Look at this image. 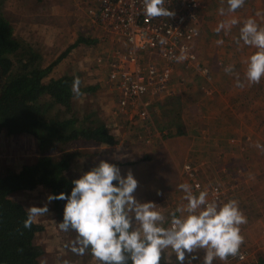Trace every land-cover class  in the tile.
Here are the masks:
<instances>
[{"label": "rangeland", "instance_id": "374dc122", "mask_svg": "<svg viewBox=\"0 0 264 264\" xmlns=\"http://www.w3.org/2000/svg\"><path fill=\"white\" fill-rule=\"evenodd\" d=\"M86 3L88 7L92 6L90 1L87 0ZM17 5V0H0V9L8 17L13 14L12 11L16 12L17 17H26L22 6ZM221 7L227 8L226 0H203L198 16L201 35L194 46L197 61L189 68L178 66L174 70L169 91L150 99L148 118L142 120L135 109L129 110L128 115L113 113L119 92L107 85L109 90L102 86L75 97L73 108L79 113L95 112L101 120L103 117L107 119V116L113 118L108 120H115V125L110 126L109 130L116 135L120 152L127 153L120 156L123 160L129 156L135 157L139 162L142 153L152 155L158 150L157 146L164 144L160 138L152 142L155 136L162 134L159 129L163 127H159L156 122L168 121V127L172 125L170 128L186 127L187 136L192 143L188 161L184 163L193 167L197 180L203 185L216 184L230 193L229 200L236 199L239 202L248 220L247 224L241 226L244 244L241 246L240 255L229 257L226 262L218 264H249L264 258V147L255 146L257 143L264 146V78L256 85L236 87V74L243 81L245 61L255 51L254 48L243 45L242 41L237 45L236 40L239 38L240 26L247 18H255L264 25V0H246L243 8L231 16H221ZM258 11L261 16H256ZM232 17L241 23L233 26L227 35L223 31L216 34L218 24ZM10 20L12 21L11 18ZM218 39L224 40L223 45L216 44ZM107 49L106 45L101 52L103 62L98 64L104 67L106 74ZM229 64L234 66L232 75L223 70ZM67 72L72 75V70L65 71ZM103 76L100 75V78ZM188 111L191 117L188 116ZM147 131L151 136L149 141L145 138ZM166 131L164 134H167ZM140 142L144 147L152 142L151 147L140 152ZM82 149V156L72 160L73 174L79 172V175L83 168L95 163L91 157H87L88 150ZM135 149L139 152H134ZM150 151H153L152 154H148ZM141 157L145 158L143 155ZM36 158L34 138L0 133V172L7 169L17 170L25 164H32ZM121 162V174L126 177L135 164L129 167L126 165L127 161ZM182 172L181 166L180 184L183 182ZM49 196V190L45 186L20 191L12 196L26 208L45 205L48 207L47 213L35 219L40 226L35 242L43 249L40 263L65 264L67 261L68 264H99L87 252L83 255L72 252L71 246L76 236L73 231L64 232L59 229V223L49 207ZM182 202L185 203L179 200L176 204ZM157 203L160 202H155ZM166 257L168 258L167 253Z\"/></svg>", "mask_w": 264, "mask_h": 264}, {"label": "clouds", "instance_id": "9594fccd", "mask_svg": "<svg viewBox=\"0 0 264 264\" xmlns=\"http://www.w3.org/2000/svg\"><path fill=\"white\" fill-rule=\"evenodd\" d=\"M165 3L166 0H142L144 15L151 19L174 17L176 13L165 7ZM226 3V9H219L221 16H231L243 8L246 0H226ZM261 15L259 11L256 13V16ZM240 23L235 17L223 20L215 32L223 31L227 35ZM241 41L255 51L245 61L243 81L236 74L239 88L259 84L264 78V25L252 17L244 20L236 44ZM223 43V39L216 41L217 45ZM175 59L178 62L187 59L183 49ZM223 70L232 75L234 66L229 64ZM74 92L79 95L78 88H74ZM255 146L264 147L259 143ZM72 183L70 195L61 193L48 199L66 201L63 221L58 227L64 232L75 231L72 252L83 255L90 249L93 260L99 264H161L165 252L168 258L175 254L179 264H184L186 253L190 257L188 264H192L198 259L192 254L200 250L205 253L203 264H214L216 260L226 262L229 257L240 255L244 244L241 226L248 220L236 199L209 200L208 191L196 193L190 184L182 183L178 188L184 193L185 203L166 217L154 202H140L135 197L138 181L131 170L125 177L119 167L106 161ZM27 209L25 228H30L36 217L48 212L47 205Z\"/></svg>", "mask_w": 264, "mask_h": 264}, {"label": "trees", "instance_id": "16d2710c", "mask_svg": "<svg viewBox=\"0 0 264 264\" xmlns=\"http://www.w3.org/2000/svg\"><path fill=\"white\" fill-rule=\"evenodd\" d=\"M54 65L44 66L40 52L14 35L12 21L0 9V133L31 136L37 154L32 164L0 172V262L41 264L43 253L35 242L39 224L34 221L30 228L24 227L28 209L12 196L41 186L47 187L50 196L70 195L72 181L98 166L83 168L79 175L72 173V160L82 156L78 145L118 143L95 112L74 111L73 100L78 96L74 88L83 92L79 77L69 73L54 77ZM174 130L181 134V127ZM65 204L62 199L49 202L58 223L63 221ZM86 252L91 254L90 249ZM249 264H264V258Z\"/></svg>", "mask_w": 264, "mask_h": 264}, {"label": "crops", "instance_id": "0c3cea01", "mask_svg": "<svg viewBox=\"0 0 264 264\" xmlns=\"http://www.w3.org/2000/svg\"><path fill=\"white\" fill-rule=\"evenodd\" d=\"M17 1L27 16L23 17L21 15L17 17L16 12L12 11L14 15L11 14L9 17L12 19L14 35L32 43L41 53L42 62L45 66L55 62L52 76L57 77L64 74L65 71L72 70V74L79 77L80 86L78 87L83 90L79 95L87 93L89 90L100 89L102 86L104 87L103 89H108L105 83L106 71L103 66L101 67L98 64L103 62L101 52L106 45L108 48V38H112L113 35L106 33L107 36H102L101 27L88 18L86 14L88 8L87 0ZM88 1H90L92 6L96 4V0ZM100 75H104L103 78H100ZM187 113L191 117L190 111ZM176 116L178 117L179 115L176 114ZM99 118L101 119V117ZM108 119L113 118L107 116L106 119L103 117L107 127L114 126L115 120ZM156 124H159V127H163L164 130L159 129L162 130V134L155 136L152 142L160 138L164 144L157 146L158 150L153 154V151L148 153L152 155L148 156L146 153H142L147 158H142L140 153L139 162L135 157L130 158L129 156L123 160L120 156L127 155V153H125L126 151L120 152L117 144L106 146L86 143L79 144L78 147L88 150L86 154H89V156L87 157H91L95 162L91 165H99L101 161L109 163L119 162V168L122 165L121 161H127L126 165L129 167L135 164L131 168L134 177L138 181V188L134 193L135 197L140 202H160V204H164V209L160 211L166 217H169L170 213L181 205V203L179 205L176 204L173 195L176 190H179V169L184 162L188 161L192 142L187 136L188 130L186 127L181 128L182 134H176V130H174L176 128L168 127L170 122L158 121ZM164 131L167 134H164ZM170 133L171 136H169ZM142 142L138 144L139 147L141 146L140 152L151 147L150 144L152 142L147 147H144ZM82 151L84 152V149ZM98 151L99 153L97 154ZM134 152L139 151L135 149ZM99 156H101V159ZM165 200H167L166 203L162 202ZM165 226H167V222ZM166 253L162 254L161 264H179L175 254L167 258ZM192 255L198 257V259L192 261V264H203V256L205 255L203 250ZM189 258V254L186 253L184 264H188ZM218 262L221 263V261L216 260L214 264H218Z\"/></svg>", "mask_w": 264, "mask_h": 264}, {"label": "built area", "instance_id": "2783aa9c", "mask_svg": "<svg viewBox=\"0 0 264 264\" xmlns=\"http://www.w3.org/2000/svg\"><path fill=\"white\" fill-rule=\"evenodd\" d=\"M202 6L203 0H166L165 7L176 15L155 19L144 15L142 0H96L87 8L88 18L101 27L102 36L113 35L108 38L105 79L108 87L119 92L113 113L128 115L135 109L145 120L149 117L150 99L169 91L174 70L178 66L189 68L197 61L194 46L201 35L198 16ZM182 49L187 59L178 62L175 57ZM150 137L147 131L146 140ZM182 169V183L190 184L194 192L206 190L209 200L221 202L231 197L219 185L205 186L198 181L189 163H183ZM183 196L179 189L173 198L178 203ZM156 205L159 211L165 206Z\"/></svg>", "mask_w": 264, "mask_h": 264}, {"label": "water", "instance_id": "95a60500", "mask_svg": "<svg viewBox=\"0 0 264 264\" xmlns=\"http://www.w3.org/2000/svg\"><path fill=\"white\" fill-rule=\"evenodd\" d=\"M0 264H9V263H7V262H0Z\"/></svg>", "mask_w": 264, "mask_h": 264}]
</instances>
